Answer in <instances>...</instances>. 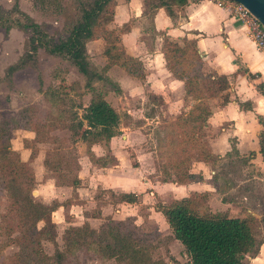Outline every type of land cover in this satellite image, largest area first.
I'll use <instances>...</instances> for the list:
<instances>
[{
  "label": "trees",
  "instance_id": "obj_1",
  "mask_svg": "<svg viewBox=\"0 0 264 264\" xmlns=\"http://www.w3.org/2000/svg\"><path fill=\"white\" fill-rule=\"evenodd\" d=\"M188 1L190 0H144V15L150 17L157 8H163L172 15V5H180ZM88 2L90 4H87L86 0L81 1V4L78 3L76 19L70 25L66 37L56 43L48 42L42 28L26 16L22 22L13 21L14 27L28 34L30 53L24 58L33 55L41 48L51 56L65 59L78 73L88 78L91 65L86 53V44L100 38L103 41L101 55L106 60L101 70L105 71L110 66H119L128 76L142 80L144 73L141 63L124 54L117 30L111 26L114 0ZM123 29L124 27L120 31ZM148 29L153 35L151 25ZM161 53L168 72L174 79L183 83L184 97L194 102L191 110L170 120L171 123L168 125L173 129L169 137L175 140L173 149L165 160V169L170 172V182L181 184L199 180V176L189 173V166L194 161L207 162L211 165L218 163L217 170L212 176L213 182L219 185L217 191L221 195V202L233 203V199L226 193L236 185L226 178V169L234 171L237 166L239 168L248 166V161L254 154L249 153L241 157L231 143L229 152L222 158L215 157L209 150L206 133L211 106L215 103L222 106L229 102L226 93L229 79L211 70L203 71V63L194 41L186 39L173 41L163 36ZM24 58L21 57L19 64L8 67L7 71L11 73L22 67ZM237 72L246 73L238 62ZM91 74L95 80L101 79L100 74L96 75V72L95 75ZM247 77L254 78L249 74ZM255 88L264 97L262 85L256 84ZM146 97L157 106L162 105L159 97L151 94ZM235 103L242 110L250 109L248 103L238 101ZM20 112L16 116L0 120V229L9 245L17 249L8 264L37 262H39L37 264H47V262L62 264L67 252L91 253L102 261L113 259L124 264L150 262L149 248L145 240L147 236L137 235L136 227H129V221H115L109 217L104 218L97 229H93L87 221L88 217L98 219L101 216L98 211L94 216L89 215L94 209L83 212L85 220L81 225L68 226L64 229L61 234L62 251L55 248L51 258L42 254L41 242L55 246L56 226L51 221V212L57 208L58 203L52 201L49 205H43L31 196L37 184L30 165L36 156L34 146L56 145L44 155L42 160L45 176L53 178L56 186L75 189L79 185L76 176L67 177L61 166L64 163L68 168L70 160L74 162L76 171L77 155L76 157L71 155L73 158L67 160L71 153L67 151L63 154L58 151L59 141L51 135L54 129L49 119L38 117L32 108ZM119 120L118 113L100 93L96 92L89 103L82 107L80 117L73 114L68 125L62 129L67 130L69 134L67 139L71 144L77 141L90 144L97 142L98 139L106 142L114 135ZM257 121L261 126L258 135V154L264 161V119L257 116ZM14 130L33 134L29 141H24V147L30 149L26 162L20 160L17 152L11 151L10 139ZM96 163L99 164L98 160ZM257 176L259 177V173ZM98 190L104 191L100 188L96 191ZM105 191L116 199L115 205L134 204L137 201L136 195L132 193ZM205 199L204 194H192L187 198L173 200L169 204L155 208L162 215L172 238L183 247L189 264H244L246 257L255 256L260 244L264 242V212L260 214L259 219L244 212L242 217L230 216L227 212L210 211ZM93 200H96L95 195ZM69 202V200L64 201L62 205L66 206ZM109 204L112 205L110 202ZM96 206L95 201L94 208Z\"/></svg>",
  "mask_w": 264,
  "mask_h": 264
},
{
  "label": "crops",
  "instance_id": "obj_2",
  "mask_svg": "<svg viewBox=\"0 0 264 264\" xmlns=\"http://www.w3.org/2000/svg\"><path fill=\"white\" fill-rule=\"evenodd\" d=\"M144 8V0H114L111 22V26L117 30L124 54L141 63L144 78L138 80L130 77L119 66H110L102 71L106 60L101 55L103 41L100 38L86 44L90 64L92 59H96L101 66V72L98 74L115 83L125 103L139 100V112L142 110L143 118L151 122L156 120L153 125H157L159 115L160 118L173 120L178 115L187 113L194 105V102L184 97L183 83L174 79L166 69L161 53L162 37L173 41H194L203 68L229 79V88L226 90L229 102L219 106L214 101L211 115L207 119L209 150L213 156L222 158L230 151L233 143L239 156L245 157L253 153L246 167L259 173L260 183L264 185V161L258 154L261 126L257 121V116L264 119V97L255 88L256 84H261L264 89V52L256 49L246 35L243 25L227 8L218 7L208 0H190L180 5H172V15L163 8H157L148 17L144 15ZM150 25L153 35L148 29ZM92 44L96 48L95 51L90 48ZM237 62L246 73L237 72ZM247 74L254 78L249 79ZM148 94L159 97L162 105L157 106L149 101L146 97ZM235 101L248 103L250 109H240ZM152 109L154 110L151 113ZM137 112V108L129 109L126 115L133 118ZM126 139L127 137L121 136L119 140L113 136L103 143L80 142L76 151L75 171L79 185L75 189L56 186L53 178L45 176L42 166L44 156L36 154L30 165L38 160L40 168L33 173L37 184L32 197L39 202V196L43 205H49L52 201L58 203L57 208L51 212V221L54 224L55 212L74 207L79 210L82 224L85 220L83 212L90 210L82 207L90 201L95 202L93 194L99 188L113 193H132L137 199H143L145 196L160 198V195H164L168 197L167 204L192 194H204L205 203L212 212L229 213L231 206L236 207L232 202H221V195L217 191L219 185L212 179L218 163L211 165L201 161L192 162L189 173L199 176L200 179L177 184L170 182V175L162 162V168L165 170L160 169L159 174L164 176V180H157L156 176L150 177L151 173L156 174L155 151L152 155L151 152L127 145L129 143H126ZM26 150L23 148L20 153L17 152L23 162L28 160L29 152ZM25 152L27 157L23 158ZM62 189H68L70 192L66 200L57 197ZM92 189L89 201L88 193ZM67 200L70 201L69 204L63 206L62 203ZM236 212V215L232 216H243L239 209ZM80 223L76 226L81 225ZM244 264H264V242L260 244L255 256L245 258Z\"/></svg>",
  "mask_w": 264,
  "mask_h": 264
},
{
  "label": "rangeland",
  "instance_id": "obj_3",
  "mask_svg": "<svg viewBox=\"0 0 264 264\" xmlns=\"http://www.w3.org/2000/svg\"><path fill=\"white\" fill-rule=\"evenodd\" d=\"M81 1L83 0H0V120L5 117L16 116L23 109L32 108L38 117L49 119L48 121L54 129L51 135L59 141L58 151L63 154H66L67 151L71 153L67 158L69 160V158H73L72 156L76 157L79 143L83 141L71 144L67 139L69 135L67 130L62 129V127L68 125L73 114L79 118L82 107L86 106L90 98L98 92L120 117L113 136L119 140L121 136L127 137L126 143H129L127 145H133L146 152H151L152 155L155 151L156 174L151 173L150 177L156 176L158 177L157 180H164V176L159 174V170H165L162 168V162H164L165 167V160L175 142L174 138L169 137L173 132V129L168 126L171 123L169 118H160L161 115H159L157 120L159 124L153 125L156 120L153 122L148 119L145 120L141 113L142 110L139 112V100L127 104L121 98L115 83L113 84L107 78L102 77V74L100 80H95L91 73L96 72L98 75L101 72V66L96 59H92L89 68L90 76L87 78L78 73L65 59L51 56L41 48L33 55L24 58L30 53L28 34L14 27L13 21L22 22L26 16L42 28L41 30L47 35L48 42L56 43L66 37L70 25L73 24L76 15H78V5L81 4ZM86 1L87 4H90L88 2L90 0ZM108 9L110 8L108 7ZM90 48L93 51L96 49L93 44ZM21 57L24 58L23 66L9 73L7 68L19 64L18 61ZM203 71L210 70L203 68ZM135 108L138 109V112L133 115V118H129L126 111ZM79 132L80 130H78ZM31 137L33 134L30 132L14 130L10 139L11 151L20 153L25 148L30 153V149L24 147V141H29ZM96 141H98L96 143L104 142L101 139ZM55 146L43 144L34 147L38 156H44ZM26 153L23 158L27 157ZM69 162L68 168L64 163L61 166L63 173L70 178L75 175V169L74 162L70 160ZM39 166L38 160L31 165L33 173L36 169L39 170ZM226 172V178L236 185L226 193L228 197L233 199L236 206L234 208L231 206L228 214L236 215V211L239 209L242 214L250 213L259 219L260 214L264 212V187L260 183L258 173L249 167L239 168L238 166L234 171L226 169ZM96 192H94L93 197L95 195L97 206L94 208V202L90 201L92 189L88 193L90 203L88 202L85 207H82V209H94L89 213L91 216H94L97 211L100 212L101 216L98 219L91 217L87 219L93 229H97L106 217L115 221H129V227H136L137 235L140 237L147 236L145 240L150 255V262L147 264H189L183 247L172 238L162 215L155 210L156 207L167 204L168 197L164 195H160V198L145 196L143 199L141 197L137 199L134 204L115 205L116 199L110 193L105 190ZM69 195L68 189H62L59 190L57 197L60 200H66ZM38 200L42 202L39 196ZM99 208L101 209L99 210ZM53 220L56 224L55 246L47 242L40 243L42 254L48 258L53 256L55 248L63 250L61 243L63 229L71 225L76 226L83 219L79 210L74 207L55 212ZM16 251V247L9 245L0 229V264H8ZM62 264L124 263H119L113 259L102 261L95 258L91 253L76 252L70 254L67 252Z\"/></svg>",
  "mask_w": 264,
  "mask_h": 264
},
{
  "label": "built area",
  "instance_id": "obj_4",
  "mask_svg": "<svg viewBox=\"0 0 264 264\" xmlns=\"http://www.w3.org/2000/svg\"><path fill=\"white\" fill-rule=\"evenodd\" d=\"M218 7L227 8L230 13L245 28L246 35L251 39L257 50L264 52V29L248 13V11L239 4L226 0H208Z\"/></svg>",
  "mask_w": 264,
  "mask_h": 264
},
{
  "label": "water",
  "instance_id": "obj_5",
  "mask_svg": "<svg viewBox=\"0 0 264 264\" xmlns=\"http://www.w3.org/2000/svg\"><path fill=\"white\" fill-rule=\"evenodd\" d=\"M244 7L264 29V0H226ZM34 193L31 192V196Z\"/></svg>",
  "mask_w": 264,
  "mask_h": 264
}]
</instances>
